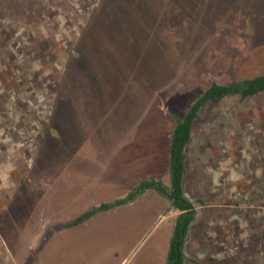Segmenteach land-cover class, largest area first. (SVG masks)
<instances>
[{
	"label": "rangeland",
	"instance_id": "1",
	"mask_svg": "<svg viewBox=\"0 0 264 264\" xmlns=\"http://www.w3.org/2000/svg\"><path fill=\"white\" fill-rule=\"evenodd\" d=\"M263 72L264 0H0V264H168L180 212L153 190L76 220L169 184L175 117ZM185 161L184 264H264V92L206 104Z\"/></svg>",
	"mask_w": 264,
	"mask_h": 264
},
{
	"label": "trees",
	"instance_id": "2",
	"mask_svg": "<svg viewBox=\"0 0 264 264\" xmlns=\"http://www.w3.org/2000/svg\"><path fill=\"white\" fill-rule=\"evenodd\" d=\"M149 42L147 39L146 41ZM143 45V43H142ZM92 77L88 86L93 92L92 98L96 101L98 96L106 101V93L110 84H104L106 79L102 76ZM97 77H101L97 80ZM95 80V82H93ZM93 82V84H92ZM264 92V72L250 79H244L230 84L212 83L204 93L189 108L183 117H175V127L170 140V163H169V184H165L161 179L146 178L135 185L126 195L109 202H102L93 207L76 221H82L101 212H107L118 207H124L133 203L148 191H155L159 196L168 200L171 207L180 212L177 218V224L171 239V250L169 254V264H183L185 257L182 253L185 242V236L188 233L190 224L195 219L194 203L186 196L184 190L186 161L184 158L185 147L189 145L192 138V128L198 117L199 111L210 101L221 99L227 96L240 95L242 97H253ZM105 95V97H104ZM104 106V104H103ZM180 253V254H179ZM179 259L177 260V258Z\"/></svg>",
	"mask_w": 264,
	"mask_h": 264
},
{
	"label": "crops",
	"instance_id": "3",
	"mask_svg": "<svg viewBox=\"0 0 264 264\" xmlns=\"http://www.w3.org/2000/svg\"><path fill=\"white\" fill-rule=\"evenodd\" d=\"M174 130V129H173ZM125 136H126V138L124 139V140H122L121 141V145L118 147V149H119V152L117 153V155L118 156H114V151L116 150V149H113V151H112V154L113 155H111L110 154V158H109V160L110 159H112L111 160V162H109L108 161V164H115L116 162V160L118 161L117 163L120 165V164H123V157L124 156H126V154H127V152H128V154H129V151H128V148H127V146H126V144H128V142L130 141V139H131V133H129L128 135H126L125 134ZM125 145V146H124ZM105 148V147H104ZM111 147H109V149H110ZM165 158H167V159H165V162H168V163H170V156H169V149H170V143H169V145H167L166 147H165ZM188 149V148H187ZM116 154V153H115ZM121 161V162H120ZM113 166V165H112ZM119 171H121L122 172V167L121 166H117L116 167ZM169 169H170V167H168ZM142 176H143V174H142ZM141 176V177H142ZM152 174H148L147 176H146V178H152ZM184 183H185V181H184ZM143 196V195H142ZM179 216V215H178ZM177 221V220H176ZM176 226V225H175Z\"/></svg>",
	"mask_w": 264,
	"mask_h": 264
},
{
	"label": "flooded vegetation",
	"instance_id": "4",
	"mask_svg": "<svg viewBox=\"0 0 264 264\" xmlns=\"http://www.w3.org/2000/svg\"><path fill=\"white\" fill-rule=\"evenodd\" d=\"M219 99V98H218ZM218 99H216V100H218ZM211 102V101H210ZM209 103V102H208ZM207 103V104H208ZM201 111V110H200ZM200 111H199V113H200ZM199 113H198V116H199ZM196 121V120H195ZM194 126V125H193ZM192 130H193V128H192ZM177 223V222H176ZM176 227V226H175ZM175 229V228H174ZM173 234H174V232H173ZM188 234V233H187ZM186 237H187V235L185 236V242H186ZM185 242H184V246H183V251H182V253L181 254H183L184 255V257H185V251H184V247H185ZM171 246V245H170ZM171 248V247H170ZM171 250V249H170ZM169 254H170V252H169ZM180 254V253H179ZM169 257V256H168ZM186 258V257H185ZM179 259V257L177 258V260ZM168 261H169V259H168ZM168 264H169V262H168ZM184 264V263H183Z\"/></svg>",
	"mask_w": 264,
	"mask_h": 264
},
{
	"label": "water",
	"instance_id": "5",
	"mask_svg": "<svg viewBox=\"0 0 264 264\" xmlns=\"http://www.w3.org/2000/svg\"><path fill=\"white\" fill-rule=\"evenodd\" d=\"M187 148H188V145L185 147V152H184V158L186 157V151H187ZM63 227H65V226H63ZM61 230V229H60ZM60 230H57V231H60ZM56 232V231H55ZM54 233V232H53ZM51 235H53V234H51Z\"/></svg>",
	"mask_w": 264,
	"mask_h": 264
}]
</instances>
